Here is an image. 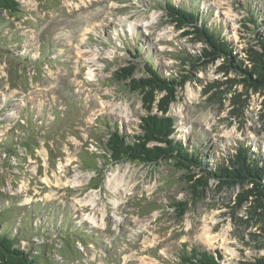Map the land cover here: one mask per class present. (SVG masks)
Listing matches in <instances>:
<instances>
[{"label":"rangeland","instance_id":"obj_1","mask_svg":"<svg viewBox=\"0 0 264 264\" xmlns=\"http://www.w3.org/2000/svg\"><path fill=\"white\" fill-rule=\"evenodd\" d=\"M167 3L199 12L201 25L232 45L231 60L254 70L249 52L264 39V0H21L19 15L0 14V137L23 135L13 129L30 120L54 128L42 131L34 153H0V221L30 222L28 237L47 244L54 264L60 259L52 249L66 247L54 228L72 222L91 237L75 242L82 264H181V252L193 248L222 256L223 264L264 257V208L248 193L253 186L211 180L195 194L189 176L202 178L199 169L115 165L104 156L112 131L134 135L147 116L121 70L136 66L134 78H144L149 61L184 80L168 114L184 142L195 145L191 136L199 134L223 165L243 147L264 161V88L248 86L237 69L220 71L225 58L202 66L206 46L170 22ZM113 102L127 106L128 117ZM112 174L122 181L111 186ZM77 178L82 184H73ZM44 225L51 234L46 227L34 236ZM206 227L218 238L205 240Z\"/></svg>","mask_w":264,"mask_h":264},{"label":"trees","instance_id":"obj_2","mask_svg":"<svg viewBox=\"0 0 264 264\" xmlns=\"http://www.w3.org/2000/svg\"><path fill=\"white\" fill-rule=\"evenodd\" d=\"M21 11V0H0V14L19 15ZM166 11L170 22L178 30L184 31L185 37L194 36L195 41L206 46L197 58L202 66L206 67L221 60V58H225L228 64L222 66L220 71L230 72L232 68L237 69L248 76L243 81L248 86L259 88V86L251 83L253 82L264 88V39L261 40V52L250 49L249 58L253 63L254 70L248 71L243 69L240 61L235 63L231 60L233 57L231 54L232 45L227 39H222L220 34H216L214 30L205 27L206 24L201 25L203 21H201L199 12L195 13L191 9L177 7L171 3L166 4ZM257 22L256 24L259 26ZM4 42V40H0V51H3L1 43ZM20 60L23 61L24 59L21 57ZM144 65V78H134L136 66L131 69L124 68L121 72L124 73L123 79H132L128 87L142 96L143 107L147 116L141 118L139 130L134 135H129L127 132H121L118 129L109 134L104 146L106 159L115 165L125 161L144 165H158L166 162L175 167L176 170L189 173L199 169L204 174L202 178L196 179L194 174L189 176V180L194 183L192 187L195 194H198L202 188L208 187V182L211 180H215L221 185H238L241 188H246L247 185L253 186L254 189L248 193L256 196L261 207L264 208V161L252 156L243 147L237 150L238 155L232 156L223 165L210 158L207 148L203 147L202 137L199 134L194 135L195 137L191 136V140L196 142L195 145L192 146L188 142H184L181 138L182 133L178 131L176 119L168 116L171 105L177 100V88L183 84L184 80L179 82L177 79L167 78L149 61H145ZM193 65L195 67V64ZM253 72L259 76V80H253ZM181 77L184 78V76ZM20 129L23 131V135L9 133L0 137V153L4 152L10 157H17V151L20 148L26 151L31 150L34 153L40 147L38 141H40L39 136L42 131L52 132L54 128L52 125L49 127L38 126L37 123L30 120L28 126L25 127L20 124L13 130L18 131ZM185 206V204L177 206L181 211V216L184 215L183 208ZM0 222V264H54L51 260L48 261L52 257L46 249L47 244H34L32 242L34 237H28V231H32L30 222L27 227L22 226L19 222ZM72 223L76 226L71 223L67 226L64 223L63 228L66 231L60 228L58 223L57 227L55 226L56 229L54 228L56 234H60L58 238L60 243H66V247L61 246L58 250L57 248L52 249V252L58 251L59 264H82V257L74 248L75 242L87 243L88 238L91 239L84 232L82 225L78 227V224ZM46 227H48V233L51 234L50 231L53 226L44 225L40 235L33 231L34 236L45 235ZM26 240L29 241L30 245L23 247L22 243ZM71 242H74V245ZM178 259L181 264H223L222 256L217 257L195 248L184 250ZM241 264H264V257L254 262H242Z\"/></svg>","mask_w":264,"mask_h":264},{"label":"bare ground","instance_id":"obj_3","mask_svg":"<svg viewBox=\"0 0 264 264\" xmlns=\"http://www.w3.org/2000/svg\"><path fill=\"white\" fill-rule=\"evenodd\" d=\"M93 61H95L97 59L96 57V54H93V57H92ZM107 104V103H106ZM103 107H105L106 105L103 103L102 105ZM109 106V105H108ZM111 108L113 110H117V109H120L121 110V113H123V111H125V115L126 117H128V109H127V106H124L123 104H120L118 102H113L110 104ZM122 180L119 178H116L115 175H111V178H109V184H117V183H120ZM77 184V185H80L82 184V181H80L78 178L75 180V182H73V184ZM113 186V185H111ZM112 189H115V188H112ZM91 202L93 203V205H96V200H91ZM93 221H94V218L92 217L91 218ZM202 236L204 237L205 240H207L208 242H211V241H214L216 238H218L217 236L213 235L212 236V233L209 229H207V227L203 230V234ZM221 237H223V235H221ZM220 239V238H219ZM223 241H226V239L223 237ZM213 243V242H212Z\"/></svg>","mask_w":264,"mask_h":264},{"label":"water","instance_id":"obj_4","mask_svg":"<svg viewBox=\"0 0 264 264\" xmlns=\"http://www.w3.org/2000/svg\"><path fill=\"white\" fill-rule=\"evenodd\" d=\"M259 47H260V46H259ZM259 51L261 52V47H260Z\"/></svg>","mask_w":264,"mask_h":264}]
</instances>
